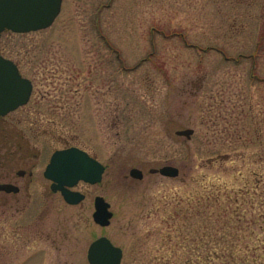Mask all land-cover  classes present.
Wrapping results in <instances>:
<instances>
[{"label":"rangeland","instance_id":"rangeland-1","mask_svg":"<svg viewBox=\"0 0 264 264\" xmlns=\"http://www.w3.org/2000/svg\"><path fill=\"white\" fill-rule=\"evenodd\" d=\"M0 48L34 83L18 124L31 146L77 143L108 164L69 206L43 205L40 163L22 212L0 213V264H90L103 236L122 264H264V0H63L51 27ZM166 165L180 175L149 172Z\"/></svg>","mask_w":264,"mask_h":264},{"label":"water","instance_id":"water-1","mask_svg":"<svg viewBox=\"0 0 264 264\" xmlns=\"http://www.w3.org/2000/svg\"><path fill=\"white\" fill-rule=\"evenodd\" d=\"M62 5L63 0H0V37L6 30L25 34L51 27L60 15ZM32 90V82L22 76L18 65L0 56V117L27 104ZM176 133L190 139L194 130L188 128ZM104 172L105 167L98 160L83 150L70 148L54 154L46 177L54 181L55 189L62 192L68 204L78 205L86 196L72 188L81 181L99 184ZM149 172L170 178L180 175V169L172 165L152 168ZM130 176L137 180L144 178L142 170L138 168L131 169ZM110 208L111 204L103 196H97L93 213L95 223L102 227L109 226L114 216ZM123 256L122 248L105 236L95 240L88 251L90 264H121Z\"/></svg>","mask_w":264,"mask_h":264},{"label":"flooded vegetation","instance_id":"flooded-vegetation-1","mask_svg":"<svg viewBox=\"0 0 264 264\" xmlns=\"http://www.w3.org/2000/svg\"><path fill=\"white\" fill-rule=\"evenodd\" d=\"M8 32L11 31H4L0 39ZM0 56L11 59L10 56L7 55V53L1 48ZM34 88L35 87L33 83L32 94L27 104L19 106L15 110H12L6 115L0 117V205L1 207L5 208L4 210H0V213H7L9 210L12 211V209H14V211L17 213L22 212L20 209V203L22 202L21 196H24V199H32L33 193H31V190H33V186L35 185L36 181L35 173L37 168L40 166V163L42 164L43 161H45V170L43 172L44 182L37 183L39 186H41L37 192H40L39 197L42 198L41 201L43 202V205L45 203V199H50V201L55 202L56 196H59L60 201H63L69 206H74L68 204L65 201L62 192L55 189L54 181L46 177V170L50 165L54 154L58 151L68 150L70 148H78L88 153L93 159L98 160L105 167V171L108 167V164L100 159L96 153H92L77 143H73L70 146L65 145L64 147L55 149L52 152H49L47 149L40 150L36 149L35 146H31L30 141L23 137L22 134H24V130L19 127L18 124L23 122L25 117L30 116L31 113L36 110H32L31 107H29L33 100L32 95L34 93ZM88 105L89 104L86 103L85 105L83 104L84 107L82 106L85 112V115L82 114V118L88 114L86 110L88 109ZM45 106H48V104L43 103L41 110H37L40 111V115H42L41 112L47 111ZM43 115L48 117L45 113ZM84 121L85 122L83 124H80L79 128H83L82 130H87L90 120L88 118ZM42 131L44 133H49L47 128H43ZM4 160H6V162H4ZM80 184L87 183L81 181L77 186L72 188V190L79 191L77 190V187ZM34 212L50 213V210H47L46 207L42 208L41 206L40 209L37 207Z\"/></svg>","mask_w":264,"mask_h":264}]
</instances>
